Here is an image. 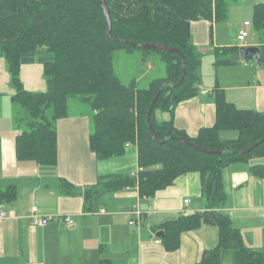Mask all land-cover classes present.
Returning a JSON list of instances; mask_svg holds the SVG:
<instances>
[{
	"label": "trees",
	"instance_id": "trees-1",
	"mask_svg": "<svg viewBox=\"0 0 264 264\" xmlns=\"http://www.w3.org/2000/svg\"><path fill=\"white\" fill-rule=\"evenodd\" d=\"M104 1L112 21V36L140 47L107 38L108 24L100 0H0V58L5 59L10 86L15 90L12 103L21 108L14 115L15 125L21 130L16 144L18 159L42 165L58 162L56 124L68 117L70 99L78 98L94 114L89 144L97 160L121 158L129 145H136L138 166L142 168L137 176L119 173L101 177L97 185L86 190L87 202L100 198V194L137 186L142 197H154L179 177L199 173L207 211L166 224L168 248H177L182 232L214 224L219 232L218 245L205 251L197 264H224L228 254L233 264H264V249L247 247L241 231L221 212L227 200L224 170L264 157V143L248 154L241 153L264 138V114L236 108L227 101L224 90L216 88L212 93L216 104L212 128H204L196 138H190L174 125L176 107L198 96L201 84L202 58L191 42V25L200 19L225 21L230 0ZM254 19L258 27L264 25V4L254 8ZM146 44L176 49L186 64L177 53L143 49ZM135 49L145 56L158 53L166 64V77L153 80L145 89H139L135 81L125 85L116 74L114 56L118 51ZM29 64L44 66L46 93L25 89L21 67ZM215 64L233 63L220 59ZM183 68L186 75L175 88ZM162 87L150 118L157 139L165 141L158 144L152 137L147 113ZM158 112L169 113L171 119L159 121ZM233 130L239 132L237 139H220L222 131ZM179 140L221 154H203ZM251 171L264 177L263 166H254ZM16 197L13 188L0 192V202Z\"/></svg>",
	"mask_w": 264,
	"mask_h": 264
},
{
	"label": "crops",
	"instance_id": "crops-1",
	"mask_svg": "<svg viewBox=\"0 0 264 264\" xmlns=\"http://www.w3.org/2000/svg\"><path fill=\"white\" fill-rule=\"evenodd\" d=\"M263 4L264 0H230L229 11L232 7V16L239 13L248 22L249 13L254 15V8ZM229 15L228 12L227 19L221 22L228 21ZM253 20L259 37L249 39V35L246 47L259 48L262 62L248 66L243 64L244 60H230L239 45L226 41L228 30L221 31L219 22L200 19L192 23L191 42L202 58L201 77L210 68V79L203 77L199 95L176 107L174 125L190 138L215 125L212 93L216 88L223 89L227 101L236 108L264 114V27H258ZM250 27L251 24L249 30ZM220 59L233 64L218 67L215 63ZM44 71L41 64L21 67V81L27 91H48ZM10 81L5 59L0 58V192L10 188L17 191L14 201L0 202V209L12 215L0 220V264H197L205 251L217 247L219 232L214 224L182 232L176 249L168 248L170 243L165 242L166 224L207 211L199 173L179 177L174 185L154 197H142L136 187H130L86 201V190L97 185L101 177L119 174L116 170L122 164L118 162L117 169L112 166L109 173L110 169L104 172L108 163L129 159L131 167L125 168L132 171L122 174H133L139 168L136 145H129L121 158L97 160L89 144L92 112L90 115L69 111L68 117L57 121L55 165L20 161L16 144L21 130L15 125L11 100L15 90ZM170 119L169 113H162L158 120ZM238 137V131L220 133L222 141ZM254 166L264 167V157L224 170L227 200L221 212L241 231L247 247L264 249V177L252 173ZM34 206L40 215L50 218L47 227L32 225L28 215ZM135 209L142 213L139 226L130 224ZM67 216L72 218L73 225L67 224Z\"/></svg>",
	"mask_w": 264,
	"mask_h": 264
},
{
	"label": "rangeland",
	"instance_id": "rangeland-1",
	"mask_svg": "<svg viewBox=\"0 0 264 264\" xmlns=\"http://www.w3.org/2000/svg\"><path fill=\"white\" fill-rule=\"evenodd\" d=\"M232 5V4H231ZM232 7L229 11V19L226 22H219V28L221 31L225 33V31L228 30L226 41H231L235 45H239L237 41L238 36V28L244 24L245 20H243V16H241L239 13H235V16H232L231 11ZM250 18L246 19L250 24V30L249 35L250 38H258L259 33L255 30V24H254V15L253 13H249ZM264 27V25H263ZM263 29V28H262ZM242 64V63H240ZM246 66H248V63H243ZM252 64V63H251ZM254 66V65H253ZM114 68L116 71V74L121 79V81L125 85L131 84L133 81L136 82V85L139 89H145L149 86V84L159 78H165L166 77V64L162 60L161 56L158 53H152L151 55L145 56L143 54V51L141 50H121L115 53L114 56ZM208 68V67H207ZM209 69H205V74L202 72V77H206L207 79H210V73L208 72ZM212 76V74H211ZM13 114L15 115V111L18 112L21 110V108L17 105H12ZM69 111L70 113H88L92 114L91 108L82 102L78 98H72L69 102ZM161 112L157 113V118L159 119L161 117ZM234 132H237L233 130ZM126 158V157H125ZM129 159H123V160H115L112 161V163H108L107 166L109 168L105 169L104 172H107L109 169V173L112 172V166H114L116 169L118 167L117 163L120 162L122 165H120V168L116 170V172L119 171V173H123L126 171H132L127 170V167H131ZM114 164V165H113ZM129 169V168H128ZM142 170V168H138L135 174ZM77 187L73 186V189H76ZM224 264H233L232 263V257L231 254L226 255L224 258Z\"/></svg>",
	"mask_w": 264,
	"mask_h": 264
},
{
	"label": "water",
	"instance_id": "water-1",
	"mask_svg": "<svg viewBox=\"0 0 264 264\" xmlns=\"http://www.w3.org/2000/svg\"><path fill=\"white\" fill-rule=\"evenodd\" d=\"M100 2H101V5H102L103 11H104V15H105V18H106L107 24H108L107 38L109 40H113V41H116V42H121V43L127 44V45H129V46H131L133 48L140 47L139 45L134 44V43H130V42H127V41H120L118 39H115L112 36V21H111L110 13L108 11V8H107V5H106L105 1L104 0H100ZM141 47L143 49H145V50L153 51V52H161V51L162 52H168V53L174 52V53H177V54H179L180 56L183 57L182 53H180L178 50L169 48V47H167L165 45H162V44H146V45H143ZM183 60H184V65H185L186 61H185L184 57H183ZM230 60L233 61V62H237L239 60H244L246 63H259L260 64L262 62L261 50L259 48H256V47H242V48H238L236 53L230 57ZM185 75H186V69L183 68L182 69L181 79L176 85H174L175 88H178L181 85ZM162 90H163V87L159 90V92L155 96V98H154V100H153V102H152V104H151V106H150V108L148 110V113H147V122L149 124L152 137H153L154 141L156 143H158V144H164L165 141L161 142V141H159L157 139V137L155 135V132L153 130V127H152V125L150 123V121H151L150 118H151V114H152V111H153V107H154L156 101L158 100ZM173 104H175V97L173 98ZM179 141L184 143L186 146L194 149L195 151L201 152L203 154H208V155H220L221 154L220 152H215V151L207 150V149L201 148L199 146H196L195 144H193V143H191L189 141H185V140H179ZM261 143H264V138L262 139L261 142L255 144L252 148H249L247 150H242L241 153L248 154L255 147H257ZM160 233H163V232H160Z\"/></svg>",
	"mask_w": 264,
	"mask_h": 264
},
{
	"label": "built area",
	"instance_id": "built-area-1",
	"mask_svg": "<svg viewBox=\"0 0 264 264\" xmlns=\"http://www.w3.org/2000/svg\"><path fill=\"white\" fill-rule=\"evenodd\" d=\"M249 26L250 23L249 22H245L243 25V28L240 30L237 40L239 43L238 48H242V47H246V43H247V38L249 36ZM201 93L206 94V92L201 91ZM137 176V173L134 175ZM129 188H127L128 190ZM137 191H139L138 186L136 187ZM140 193V191H139ZM186 204H188V201H186ZM105 211H101V213H104ZM132 221L130 222L131 225H140L141 221H142V213L139 209H135L132 212ZM12 215L1 210L0 209V220H5V219H9ZM29 220L31 221L32 225L36 226V227H42L45 228L48 226L49 222H50V218H46L43 217L42 215H40L39 210L37 207H32L30 209L29 215H28ZM65 221L67 222L68 225H73L74 221L72 220L71 217L67 216L65 217ZM159 242V241H157Z\"/></svg>",
	"mask_w": 264,
	"mask_h": 264
}]
</instances>
